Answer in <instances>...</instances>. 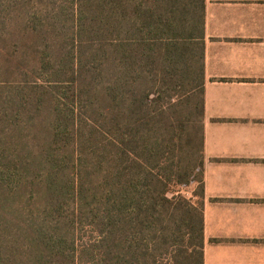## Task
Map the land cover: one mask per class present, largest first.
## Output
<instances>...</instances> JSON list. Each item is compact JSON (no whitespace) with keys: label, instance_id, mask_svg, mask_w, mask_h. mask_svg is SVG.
I'll use <instances>...</instances> for the list:
<instances>
[{"label":"trees","instance_id":"trees-1","mask_svg":"<svg viewBox=\"0 0 264 264\" xmlns=\"http://www.w3.org/2000/svg\"><path fill=\"white\" fill-rule=\"evenodd\" d=\"M34 1L0 0V264H203L204 0Z\"/></svg>","mask_w":264,"mask_h":264},{"label":"crops","instance_id":"crops-1","mask_svg":"<svg viewBox=\"0 0 264 264\" xmlns=\"http://www.w3.org/2000/svg\"><path fill=\"white\" fill-rule=\"evenodd\" d=\"M203 264H264V0H204Z\"/></svg>","mask_w":264,"mask_h":264},{"label":"rangeland","instance_id":"rangeland-1","mask_svg":"<svg viewBox=\"0 0 264 264\" xmlns=\"http://www.w3.org/2000/svg\"><path fill=\"white\" fill-rule=\"evenodd\" d=\"M24 4H26L27 7H33L34 8H41V5L32 0V2H29L30 0H21ZM199 192V185L197 183L191 184L187 187H184L180 189L179 193L183 196L184 199L189 201L192 205L197 206L198 202L201 201L199 197L197 196Z\"/></svg>","mask_w":264,"mask_h":264}]
</instances>
